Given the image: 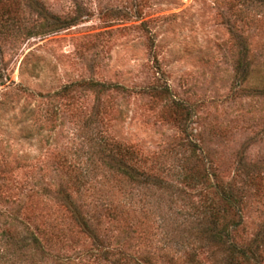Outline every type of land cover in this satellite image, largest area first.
Wrapping results in <instances>:
<instances>
[{"label": "rangeland", "instance_id": "1", "mask_svg": "<svg viewBox=\"0 0 264 264\" xmlns=\"http://www.w3.org/2000/svg\"><path fill=\"white\" fill-rule=\"evenodd\" d=\"M263 79L264 0H0V264H264Z\"/></svg>", "mask_w": 264, "mask_h": 264}, {"label": "trees", "instance_id": "2", "mask_svg": "<svg viewBox=\"0 0 264 264\" xmlns=\"http://www.w3.org/2000/svg\"><path fill=\"white\" fill-rule=\"evenodd\" d=\"M246 72V71H245ZM248 73L246 72L245 75L243 76V81L245 82H248V79L250 80V78H248ZM259 84H261V86H258L257 89H264V79L261 80V82H259ZM229 197H231L232 195H228ZM229 199V198H228ZM212 227L214 228V223L212 224ZM205 231V230H204ZM208 234H210V239L213 243H220L221 242V239L219 237V233L215 232L214 229H210L207 231ZM207 234V233H206ZM25 247V246H24ZM231 248H233V250H231V264H236L237 263V257L240 256V257H243L245 260H256V251L254 249H248V253L244 252L241 248H237L236 246L232 245ZM230 248V249H231ZM235 253V254H234ZM236 254H238L236 256ZM249 254V255H248ZM187 256L191 257L192 255L191 254H187Z\"/></svg>", "mask_w": 264, "mask_h": 264}]
</instances>
